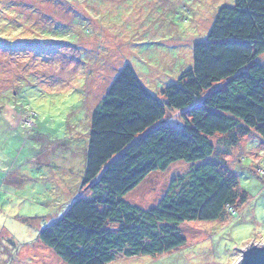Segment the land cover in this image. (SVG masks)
<instances>
[{
    "label": "rangeland",
    "instance_id": "374dc122",
    "mask_svg": "<svg viewBox=\"0 0 264 264\" xmlns=\"http://www.w3.org/2000/svg\"><path fill=\"white\" fill-rule=\"evenodd\" d=\"M234 0H0V264H64L39 241L80 194L92 112L130 66L158 101L193 65L219 9ZM264 64V54L258 58ZM224 84L213 86L221 89ZM208 93V92H206ZM206 95V94H204ZM167 110L165 125L182 127ZM215 163L246 202L217 221L185 222V244L109 264H236L264 244V139L211 138ZM196 164L176 162L148 175L123 200L155 207L172 179Z\"/></svg>",
    "mask_w": 264,
    "mask_h": 264
},
{
    "label": "trees",
    "instance_id": "16d2710c",
    "mask_svg": "<svg viewBox=\"0 0 264 264\" xmlns=\"http://www.w3.org/2000/svg\"><path fill=\"white\" fill-rule=\"evenodd\" d=\"M192 53V67L162 91L163 103L125 66L92 112L80 185V194L91 196H79L38 236L64 264L171 252L185 244L181 224L223 219L227 208L246 202L235 179L212 160L211 138L230 136L236 143L252 131L264 139V64L258 62L264 0H234L219 9L206 41L194 43ZM195 99L202 104L181 115V129L164 124L167 110L181 112ZM176 162L196 165L170 181L155 207L123 200L148 175Z\"/></svg>",
    "mask_w": 264,
    "mask_h": 264
},
{
    "label": "water",
    "instance_id": "95a60500",
    "mask_svg": "<svg viewBox=\"0 0 264 264\" xmlns=\"http://www.w3.org/2000/svg\"><path fill=\"white\" fill-rule=\"evenodd\" d=\"M236 264H264V244L246 247Z\"/></svg>",
    "mask_w": 264,
    "mask_h": 264
}]
</instances>
